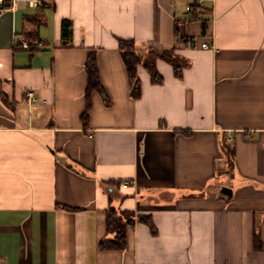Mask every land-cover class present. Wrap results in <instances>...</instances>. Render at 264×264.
Instances as JSON below:
<instances>
[{"label":"crops","instance_id":"crops-1","mask_svg":"<svg viewBox=\"0 0 264 264\" xmlns=\"http://www.w3.org/2000/svg\"><path fill=\"white\" fill-rule=\"evenodd\" d=\"M31 1L0 3V264H264V0ZM120 40L182 77L139 66L134 99Z\"/></svg>","mask_w":264,"mask_h":264},{"label":"trees","instance_id":"trees-1","mask_svg":"<svg viewBox=\"0 0 264 264\" xmlns=\"http://www.w3.org/2000/svg\"><path fill=\"white\" fill-rule=\"evenodd\" d=\"M196 17V16H194ZM201 19V18H199ZM205 27V26H204ZM72 33V24L69 21H64L62 25V34L65 40L70 39ZM183 40V39H182ZM189 43V41H186ZM122 60L124 62L127 74L129 76L132 85V97L137 99L140 96V80L137 76V70L139 66H143L151 75L154 83H162L163 78L156 69V61L163 60L171 64L174 68L175 74L178 78L182 77L183 68L187 66V63L180 62L178 56L175 55L174 50H162L155 51L150 50L149 53L144 56L137 51L134 41L131 40H120L119 43ZM89 84L87 90L88 98V110L90 107V96L94 92L99 94L104 93L102 83L100 81L99 70L97 59L95 55L89 57V61L86 68ZM87 113L85 114L84 120L87 121ZM230 156V153L227 152ZM231 157V156H230ZM134 217L132 215L122 218L116 214L114 209L108 212V231L115 235L113 240L103 241L100 247L104 250H120L126 245V235L128 226L133 225ZM259 244V239H257Z\"/></svg>","mask_w":264,"mask_h":264},{"label":"built area","instance_id":"built-area-1","mask_svg":"<svg viewBox=\"0 0 264 264\" xmlns=\"http://www.w3.org/2000/svg\"><path fill=\"white\" fill-rule=\"evenodd\" d=\"M6 1H11V0H0V3H5ZM41 5H42V3L39 0L31 1L29 3V6L31 8H39ZM187 12L195 15L198 18H202L201 0H196V2L194 4H192L191 6H189L187 8ZM21 46L30 52H33L34 50H43L44 49V44L42 42L30 41L26 36H23L21 38ZM202 47L204 49H210L211 48L207 44H204ZM26 101L29 105L37 106V107L41 106L43 103H46L45 101H40L34 91H29L26 94ZM130 185H131V182H125L124 183V187H129Z\"/></svg>","mask_w":264,"mask_h":264},{"label":"water","instance_id":"water-1","mask_svg":"<svg viewBox=\"0 0 264 264\" xmlns=\"http://www.w3.org/2000/svg\"><path fill=\"white\" fill-rule=\"evenodd\" d=\"M221 193H222L223 195L227 196V197H230V198L233 196V192H232V190H231L230 188H228V187H223V188L221 189Z\"/></svg>","mask_w":264,"mask_h":264},{"label":"rangeland","instance_id":"rangeland-1","mask_svg":"<svg viewBox=\"0 0 264 264\" xmlns=\"http://www.w3.org/2000/svg\"><path fill=\"white\" fill-rule=\"evenodd\" d=\"M148 51L147 50H143L141 53L144 55V56H146L148 53H147ZM179 58V60H180V62H185L183 59H181L180 57H178Z\"/></svg>","mask_w":264,"mask_h":264}]
</instances>
